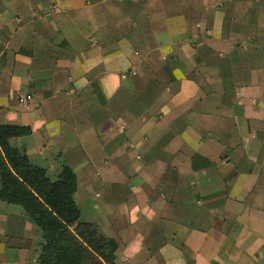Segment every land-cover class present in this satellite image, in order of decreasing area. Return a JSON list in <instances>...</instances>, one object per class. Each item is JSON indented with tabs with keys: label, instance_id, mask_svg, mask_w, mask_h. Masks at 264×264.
Instances as JSON below:
<instances>
[{
	"label": "crops",
	"instance_id": "0c3cea01",
	"mask_svg": "<svg viewBox=\"0 0 264 264\" xmlns=\"http://www.w3.org/2000/svg\"><path fill=\"white\" fill-rule=\"evenodd\" d=\"M238 3L0 0V120L30 129L8 142L54 184L75 172L79 220L117 243L102 264H264V45H237L232 92L223 27ZM144 65L166 76L135 106ZM41 240L0 200V264H41Z\"/></svg>",
	"mask_w": 264,
	"mask_h": 264
},
{
	"label": "trees",
	"instance_id": "16d2710c",
	"mask_svg": "<svg viewBox=\"0 0 264 264\" xmlns=\"http://www.w3.org/2000/svg\"><path fill=\"white\" fill-rule=\"evenodd\" d=\"M29 131L28 127L0 122V200L19 206L27 220L40 230L39 251L44 257L41 264L111 263L117 244L98 237L91 224L79 221V211L68 188L72 174L67 173L62 183L54 184L45 171L32 169L11 150L8 139ZM71 226L74 230L69 229Z\"/></svg>",
	"mask_w": 264,
	"mask_h": 264
},
{
	"label": "rangeland",
	"instance_id": "374dc122",
	"mask_svg": "<svg viewBox=\"0 0 264 264\" xmlns=\"http://www.w3.org/2000/svg\"><path fill=\"white\" fill-rule=\"evenodd\" d=\"M243 1L244 0H239L238 6L235 9L227 11V17H225V21H224L225 24H224V27H223V29L225 31V35L230 38L231 42H233V47H234L233 50H232V54L230 56V61L226 60V62L223 64L224 68L228 67V70L233 73L232 82L231 81L228 82V85H229L228 88L231 87V89L233 90L232 92L235 91L234 87H236V86L239 87V86H241L243 84V82H246V71H244V72H242V71L233 72L234 70L238 69V66L240 65V61L242 60L241 56H237L236 55L237 48L240 47V46L241 47H247L248 43L250 41H252L253 43L256 41V42L261 43L262 45H264V0H251V1L249 0V7H245L244 9L242 7H240V2H243ZM241 5L242 6H246L247 4L245 2H243V4H241ZM37 33H39L40 35H43V36L45 34L46 35L47 34H51L52 35V32L48 31L47 27H41V26L38 29ZM48 38H53V37H48ZM59 39H60V37H56L57 43H58ZM51 44H54V43L51 42ZM237 45H240V46H237ZM47 50L49 51V46L47 47ZM235 55L237 56L236 58H234ZM51 58L53 60V58L56 59V58H58V56L57 55H53V57H51ZM44 59L47 62H49L51 60L50 58H44ZM252 59L254 60L256 58L252 57ZM231 61H233V62L231 63ZM144 66H145L144 68H146V70L148 72L143 73L142 76L144 77L143 79L146 80V84H147L146 85L147 86L146 90H148V91L145 94H144V91H143L142 93H140V94H138L136 96V98L133 100V102L135 103V106H136V103H137V105L138 104H142L146 100V98H148L150 96L151 92H153V94L150 96V97H152L156 93V91H152L150 89L151 84L159 83V82L164 81V77L163 76H166V74H161L163 70L167 69L166 67L163 70H161L158 66H155V65H151V66L144 65ZM145 74H147V75H145ZM227 77H228V74H227ZM197 78H198L200 84L205 82L204 73H200V75ZM225 85H226V82H225ZM232 92L229 91V93H232ZM209 95H210L209 96L210 98L211 97H214V98H218L219 97V93L218 92H215V95H213V92H210ZM30 98H31L30 95L26 94V95L20 97V101L29 100ZM137 107H139V106H137ZM151 114H153V113H151ZM224 118H225V120L222 122V126L224 127V129H226L228 131H231V133H232V122H231V120H229L230 118L227 117V116L224 117ZM226 119H228V120H226ZM0 122L2 124H4V125H12V124H5L1 120H0ZM16 126H19V125H16ZM24 127H27V126H24ZM117 128L120 129L121 131L124 129V127L122 126V123H119ZM23 135H26V134H23ZM20 136H22V135H20ZM8 144H9L11 150L15 151L13 149L12 145L9 142H8ZM16 155L19 157V159L23 163H26V164L28 163L18 152H16ZM32 169H35V170L39 169V170L45 171L44 168L38 167V166L36 168L32 167ZM211 169L214 172V168H211ZM67 173H71L72 176H73V180L69 184V187H68L69 190H70V194L72 196V193H73L72 190L74 188L73 183L75 182V179H76L75 172L72 169H70V168L65 166L63 168V170L61 171V177H59L58 179H60L61 180L60 183H62L64 181L65 176L67 175ZM45 174L47 175V177L51 181V179H50V177H49V175L47 174L46 171H45ZM212 177H213V175H211L210 178L212 179ZM228 177L229 176H227V178ZM51 182L53 183V181H51ZM224 187H225V185H224ZM218 189L219 188L217 187V191H219ZM220 189H222V190L224 189V191H225V188H223V187L220 188ZM213 191H214V188L212 186H209L208 192L210 193V192H213ZM72 200H73V198H72ZM73 202H74V200H73ZM193 207L194 206H192V208ZM77 209H78V207H77ZM193 210H194V213H195L196 216L201 215V217L205 218V219H207L208 216H210V218H212L211 215L209 214V212H206L204 210H200V208L197 209V207H194V209H190L189 212H193ZM78 211H79V209H78ZM22 213H23V211H22ZM184 214L188 215V211H184ZM80 222H82V221H80ZM82 223H87V222H82ZM87 224H91L93 226L95 231L98 233V237H103L104 239H112L116 243L115 239H113L112 237H108V236L104 235L92 223H87ZM69 229L74 230L73 226H71ZM97 233H96V241H97ZM96 243L98 245V242H96ZM96 248H97V246H96Z\"/></svg>",
	"mask_w": 264,
	"mask_h": 264
}]
</instances>
